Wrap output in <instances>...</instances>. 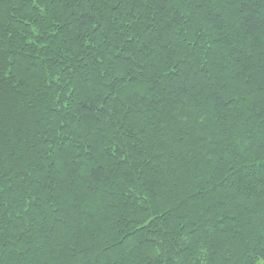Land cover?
<instances>
[{
	"label": "trees",
	"instance_id": "trees-1",
	"mask_svg": "<svg viewBox=\"0 0 264 264\" xmlns=\"http://www.w3.org/2000/svg\"><path fill=\"white\" fill-rule=\"evenodd\" d=\"M264 0H0V264H264Z\"/></svg>",
	"mask_w": 264,
	"mask_h": 264
},
{
	"label": "snow or ice",
	"instance_id": "snow-or-ice-1",
	"mask_svg": "<svg viewBox=\"0 0 264 264\" xmlns=\"http://www.w3.org/2000/svg\"><path fill=\"white\" fill-rule=\"evenodd\" d=\"M262 222H264V221H262Z\"/></svg>",
	"mask_w": 264,
	"mask_h": 264
}]
</instances>
